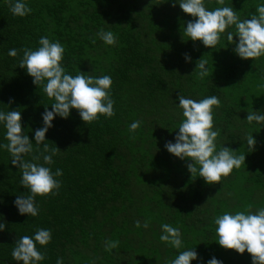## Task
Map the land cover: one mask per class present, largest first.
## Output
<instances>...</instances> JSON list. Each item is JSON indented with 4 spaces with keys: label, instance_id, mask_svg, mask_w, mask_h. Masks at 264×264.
<instances>
[{
    "label": "trees",
    "instance_id": "obj_1",
    "mask_svg": "<svg viewBox=\"0 0 264 264\" xmlns=\"http://www.w3.org/2000/svg\"><path fill=\"white\" fill-rule=\"evenodd\" d=\"M24 2L32 11L17 17L0 0V111H20L23 134L33 143L24 159L43 165L42 157L33 160L40 154L35 131L43 126L45 107L51 111L54 103L19 67L22 49H38L41 37L61 43L66 74L111 76L115 115L85 124L72 109L67 119L54 118L39 149L48 144L61 150L53 156L54 163L44 165L53 173L62 170L57 177L61 187L56 195L36 198L35 217L19 214L14 202L29 193L20 184L22 173L11 163V154L0 148V223L5 224L0 231V264H23L12 258L15 242L25 235L34 237L39 228L51 231V241L37 244L46 255L38 264H56L58 258L63 264H167L163 256L175 259L191 248L175 249L161 242L162 224L184 230L183 238L196 236L205 252L217 227L214 221L211 231L206 227L210 211L220 204H239L253 212L247 204L259 198L264 202V123L246 121L253 111L264 114V56L241 59L227 39L228 32L235 34L234 26L208 48L184 35L194 18L182 11L179 0ZM204 4L210 11L232 7L242 21L258 15L257 5H264V0ZM101 29L114 34L115 45L99 38ZM13 48L18 50L16 57L8 55ZM201 58L208 71L203 80L196 68ZM179 95L197 101L218 97L212 129L219 130L217 151L225 146L235 155H246L245 165L234 168L219 184H207L198 173L192 176L187 168L191 161L165 148L166 142H175L184 119ZM134 121L141 125L132 133ZM249 135L256 140L253 151L247 144ZM5 136L0 123V144L8 143ZM137 221L141 227H136ZM200 222L203 235H196L192 227ZM108 241H118V247L106 251ZM210 253L212 258L217 255L216 249ZM243 254L231 261L252 264L250 254Z\"/></svg>",
    "mask_w": 264,
    "mask_h": 264
},
{
    "label": "clouds",
    "instance_id": "obj_2",
    "mask_svg": "<svg viewBox=\"0 0 264 264\" xmlns=\"http://www.w3.org/2000/svg\"><path fill=\"white\" fill-rule=\"evenodd\" d=\"M10 12L17 17H25L32 9L24 0H5ZM179 7L185 14L194 19L187 23L184 35L193 42L200 41L205 47L214 48L220 41L221 34L230 26L235 27V34L228 32L227 39L235 45L234 52L244 60H255L264 56V5H257L256 12L251 19L240 20L232 7H218L215 10H207L204 0H179ZM219 5H224L225 0H216ZM175 7V3L172 5ZM99 38L107 45H115L116 37L111 31L101 29ZM238 37V42L233 37ZM95 42V41H94ZM40 47L36 50L24 48L23 57L19 67L26 69L33 83L43 88V92L49 99H54L52 110L45 107L42 114L43 126L35 131V143L39 155L34 156V161L42 157L43 165L26 161L24 156L32 153L33 143L28 135L23 134L22 117L20 111L13 110L7 113L0 111V123L6 129V144H0V148L6 149L11 154V163L19 168L22 173L20 184L29 194L18 195L15 206L20 215L35 217L38 215L36 198L56 195L61 182L57 177L62 176V170L57 169L55 173L50 167L54 163L53 156L61 151L58 147L50 149L48 144H43L40 151L39 145L45 141L47 131L53 127L52 121L56 116L67 119L72 109L78 111L79 116L85 124L98 121L100 116L111 118L115 115L114 103L111 96L112 79L109 75L93 77L80 72L73 76L66 74L62 67L64 48L60 42H51L46 36L39 40ZM8 55L16 57L18 50L10 49ZM191 57L185 54L186 62ZM206 61L199 60L196 68L197 73L203 80L208 71ZM178 107L182 110L184 119L180 122L175 142L165 143L167 151L181 160L191 161L187 165L192 176L198 173L200 178L209 184H219L222 177H228L233 169H239L245 165L246 155H235L234 150L223 146L217 151L216 139L219 130L213 131V106L219 107L220 100L216 96H209L199 101L178 97ZM12 101L10 100V103ZM246 121L252 124L264 123V114L258 111L248 113ZM141 121H134L129 131L135 133L140 127ZM134 139V137H132ZM249 150L253 151L256 140L253 135L247 137ZM251 206H249L250 209ZM27 222V221H25ZM218 244L225 250H235L239 254L247 251L252 257V264H264V208L258 209L253 214L250 210L237 211L235 214L225 212L214 220ZM136 227H141L136 222ZM143 227L147 228L145 222ZM161 242L171 245L175 249L182 247L181 232L179 228L170 224H162ZM5 229V224L0 223V231ZM51 241V231L39 228L34 237L22 236L16 240L12 250V258L23 264H38L46 255L37 249V244L47 245ZM118 241H108L105 245L106 251L118 247ZM198 258L193 249L182 251L171 261V264H191ZM56 264H63L62 258H58ZM207 264H222L215 257Z\"/></svg>",
    "mask_w": 264,
    "mask_h": 264
},
{
    "label": "rangeland",
    "instance_id": "obj_3",
    "mask_svg": "<svg viewBox=\"0 0 264 264\" xmlns=\"http://www.w3.org/2000/svg\"><path fill=\"white\" fill-rule=\"evenodd\" d=\"M259 198L258 200L255 201V204H247V206H251L250 209H255L253 210V214L257 212L256 207H263L264 208V202H262ZM239 204H220L216 208H214L213 212L210 211L208 219H207V228L211 231V227L213 226V221L215 220L216 217H218L219 214H224L225 212H229L231 214H235L237 211H245L246 213L248 212L246 209V206H239ZM236 207V208H235ZM202 225L203 223L200 222L197 225L193 226L192 229L193 231L196 232V235H203L202 233ZM216 231V230H215ZM181 232V231H180ZM186 235L185 231L181 232V240H182V245L184 246H189L191 249L194 248V250H199L197 252L198 258L196 260L191 261V264H207V262L212 258L210 251L212 249H216L217 255H214V257L221 261L222 264H235L231 261L232 258H238L242 259L240 257H244L245 254H239L235 250H225L218 244V237L216 234H212V237L209 242V247H207V250L204 252L205 248L204 246H200L199 239L196 238V236L193 237H188V238H183L182 236ZM216 236V237H215ZM214 238V240H212ZM189 239V240H188ZM185 242V243H184ZM190 249V250H191ZM164 261L167 264H171V261L173 259L171 258H166L162 257ZM250 258L252 259L251 255Z\"/></svg>",
    "mask_w": 264,
    "mask_h": 264
}]
</instances>
